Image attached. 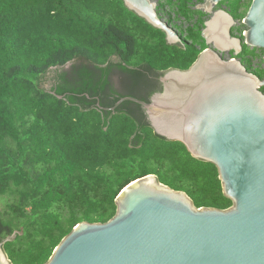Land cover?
Listing matches in <instances>:
<instances>
[{"label": "trees", "instance_id": "1", "mask_svg": "<svg viewBox=\"0 0 264 264\" xmlns=\"http://www.w3.org/2000/svg\"><path fill=\"white\" fill-rule=\"evenodd\" d=\"M188 2L176 14L193 26L169 46L121 0H0V241L16 233L3 245L11 264H45L77 224L111 220L120 191L148 175L196 209L232 206L216 168L157 136L140 106L97 107L148 103L166 71L191 67L206 46ZM239 2L241 23L251 0Z\"/></svg>", "mask_w": 264, "mask_h": 264}, {"label": "water", "instance_id": "2", "mask_svg": "<svg viewBox=\"0 0 264 264\" xmlns=\"http://www.w3.org/2000/svg\"><path fill=\"white\" fill-rule=\"evenodd\" d=\"M124 7L181 45L157 14L152 0H121ZM205 0L196 11L208 16L200 33L206 49L186 71L168 70L161 92L142 108L153 132L182 144L190 156L213 165L227 210L196 209L183 192L163 186L154 175L137 179L115 199L114 217L104 224H77L45 264H264V78L236 58L222 54L263 52L264 0H252L241 25L242 41L231 36L233 18ZM0 241V264H11Z\"/></svg>", "mask_w": 264, "mask_h": 264}, {"label": "flooded vegetation", "instance_id": "3", "mask_svg": "<svg viewBox=\"0 0 264 264\" xmlns=\"http://www.w3.org/2000/svg\"><path fill=\"white\" fill-rule=\"evenodd\" d=\"M157 1V3H156V6H157V12H159L160 10H161V7L163 8V6L164 5H166V3H168V5H169V7H171L170 6V1H161V0H156ZM204 1L205 0H200V2L198 1V0H189V2H191V3H189L188 2V4H187V8H186V10L188 11V12H193V11H196V6L197 5H200V4H202V3H204ZM246 0H240V2H239V4L240 5H243V3L245 2ZM252 1V0H251ZM236 3V1H231V0H227V1H224V2H221V3H218L215 7H214V10H223L224 12H226V13H228L232 18H233V16H232V10H233V8L235 7L234 6V4ZM251 3V2H250ZM197 12V11H196ZM166 14H170L171 13V9L170 8H168L167 9V11L165 12ZM201 15V17H200V21L201 22H203V26H204V23L208 20V16H206V15H204V14H200ZM166 16V15H165ZM167 17V16H166ZM176 17H178L177 15H176ZM186 15L183 17V20L186 22ZM233 20H234V22H235V26H234V28L232 29V31H231V36H233V37H236V38H239L241 41H242V36L241 35H239V33L238 34H234L233 33V30L235 29V28H237V25H238V23L240 22H238V20H235L234 18H233ZM187 23V22H186ZM193 26V24H187V29H188V27H192ZM245 28V27H244ZM203 29V28H202ZM241 33H242V31H241ZM256 53H257V51H243V53L242 54H240V55H238L237 57H235L234 56V54L233 53H227V54H222V55H220V57L222 58V59H224V60H228V58H225V56H228V57H230L231 55L233 56V58H236L237 60H239L240 62H241V64L246 68V70L247 69H249V66H250V64L251 63H253V60H254V58L256 57ZM229 59H231V58H229Z\"/></svg>", "mask_w": 264, "mask_h": 264}, {"label": "built area", "instance_id": "4", "mask_svg": "<svg viewBox=\"0 0 264 264\" xmlns=\"http://www.w3.org/2000/svg\"><path fill=\"white\" fill-rule=\"evenodd\" d=\"M164 1V0H161ZM165 1H170V6L168 5V3H166V5L163 6V8L161 7V10L159 12H157L158 17L165 23H167L169 25V27L176 32L177 34H179V38L182 41V39L185 38V31L187 30V24L184 20L183 17H181L180 15H177L176 13H178V8L176 7L177 5V1L178 0H165ZM152 2H154L155 4L157 3L156 0H152ZM176 7L175 9L173 8ZM170 8L171 9V13L170 14H166L165 12L167 11V9ZM167 17H166V16ZM176 15L178 17H176Z\"/></svg>", "mask_w": 264, "mask_h": 264}, {"label": "rangeland", "instance_id": "5", "mask_svg": "<svg viewBox=\"0 0 264 264\" xmlns=\"http://www.w3.org/2000/svg\"><path fill=\"white\" fill-rule=\"evenodd\" d=\"M231 1H236V0H231ZM249 8V7H248ZM248 8H247V10H248ZM242 10L243 11H245L246 10V7H243L242 8ZM247 13V12H246ZM239 22V21H238ZM237 28H238V31L236 32V33H239V31H242V33L245 31V28L241 25V23L239 22L238 23V25H237ZM235 33V34H236ZM242 33H241V35H242ZM255 51H257V50H255ZM225 58H233V56L231 55L230 57H228V56H225ZM262 58H263V52L261 51V50H259V51H257V53H256V57L254 58V60H253V68H257V67H262L263 65H262Z\"/></svg>", "mask_w": 264, "mask_h": 264}]
</instances>
